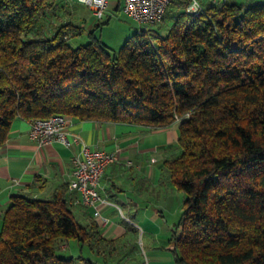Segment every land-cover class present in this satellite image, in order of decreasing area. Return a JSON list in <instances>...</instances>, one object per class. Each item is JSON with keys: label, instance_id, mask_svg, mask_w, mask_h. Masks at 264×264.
<instances>
[{"label": "trees", "instance_id": "16d2710c", "mask_svg": "<svg viewBox=\"0 0 264 264\" xmlns=\"http://www.w3.org/2000/svg\"><path fill=\"white\" fill-rule=\"evenodd\" d=\"M171 5L165 35L151 28L111 51L91 32L71 47L79 31L68 20L51 27L58 12L72 14L65 0H0V146L16 117L161 127L177 116L178 152L162 161L184 194L168 238L175 263L264 264V1H211L198 15L186 0ZM71 201L65 183L46 197L12 196L0 264L88 262L57 251L99 244Z\"/></svg>", "mask_w": 264, "mask_h": 264}, {"label": "crops", "instance_id": "0c3cea01", "mask_svg": "<svg viewBox=\"0 0 264 264\" xmlns=\"http://www.w3.org/2000/svg\"><path fill=\"white\" fill-rule=\"evenodd\" d=\"M199 2L205 5V0ZM29 128V120L16 117L0 146V221L12 196L24 194L46 197L56 187L67 184L72 173V156L81 147V143L66 146L56 141L38 144L29 138ZM69 132V138L71 134H77L89 148L119 150V160L106 166L100 179L99 194L112 203L99 207L100 216L93 215V206L78 202V192L69 190L71 209L77 220L83 225L95 224L99 247H106L108 242H114L127 234L126 225L136 228L137 223L131 215L138 204L153 199L151 194L156 193L160 197L163 191L166 192L162 188L164 183L170 182L162 169V161L178 152L177 122L147 127L129 122L71 119ZM172 187L171 193L174 192ZM102 217L107 218V221L103 222ZM124 254L118 263L114 262L118 256L111 257L112 264H140L133 252ZM144 254L147 264H176L173 252ZM85 259L88 260L86 264H99L97 259Z\"/></svg>", "mask_w": 264, "mask_h": 264}, {"label": "rangeland", "instance_id": "374dc122", "mask_svg": "<svg viewBox=\"0 0 264 264\" xmlns=\"http://www.w3.org/2000/svg\"><path fill=\"white\" fill-rule=\"evenodd\" d=\"M119 1L110 0L107 12L101 19L93 16L91 10L83 4L66 2L67 8L72 10V14L67 13L65 10L58 12L59 17L54 16L51 19L53 20L51 27H56L59 22L68 20L79 31V33H74L75 30L71 32L72 34H69L67 43L71 47L86 44L91 32L107 44L111 51H118L135 33L149 31L152 28L157 30L160 35H165L173 23L174 15L171 11V9L174 10L173 5L169 7L170 12L168 11L161 21L150 26L138 23L126 15L122 11ZM211 1L205 0V6L209 5ZM170 188L169 183H164L162 189L166 192L163 191L160 197H157L154 193L151 194L153 196L149 195L153 199L138 204V208L131 215V218L137 223L136 228L126 225L128 232L125 236L114 242H108L106 247L102 245V248L95 242L91 245L84 244L79 247L76 241L69 240L65 243L64 249L57 250L58 253L65 257L81 255L83 258L97 259L99 264H112L111 257L118 256L114 261L118 263L125 256L124 252H133V255H136L134 258H138L140 264H147L145 262V252H172L168 238L172 234V230L176 229L175 225L182 212L184 194L175 188L173 189L174 192L171 193ZM97 252H106V254H98ZM111 252L116 253L109 254ZM146 256L148 257L147 254ZM143 260L145 263H143ZM74 264L86 263L83 260L75 259Z\"/></svg>", "mask_w": 264, "mask_h": 264}, {"label": "built area", "instance_id": "2783aa9c", "mask_svg": "<svg viewBox=\"0 0 264 264\" xmlns=\"http://www.w3.org/2000/svg\"><path fill=\"white\" fill-rule=\"evenodd\" d=\"M68 3H79L88 7L97 19L105 16L110 0H65ZM174 0H120L122 11L141 24H154L161 21ZM221 3L224 0H212ZM186 12L198 15L201 12L199 0H186ZM179 118L175 116V121ZM71 118L53 114L45 118L29 120L28 136L38 144L56 141L66 146L81 143L79 152L72 156V173L67 182L69 190L78 192V202L82 205L93 206L94 216H100L101 205L112 204L107 198L99 194L100 179L106 166L119 160V150L106 151L89 148L77 134L69 132ZM129 164V162H127ZM106 222L107 218L102 217Z\"/></svg>", "mask_w": 264, "mask_h": 264}]
</instances>
